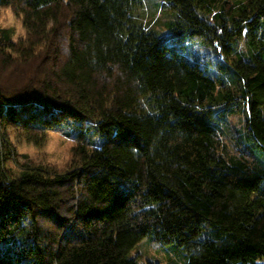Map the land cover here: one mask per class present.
Listing matches in <instances>:
<instances>
[{
  "label": "trees",
  "instance_id": "trees-1",
  "mask_svg": "<svg viewBox=\"0 0 264 264\" xmlns=\"http://www.w3.org/2000/svg\"><path fill=\"white\" fill-rule=\"evenodd\" d=\"M162 1L168 33L143 0H0L27 31L0 30V264H137L145 237L264 264V0ZM63 124L66 168L17 161L10 129Z\"/></svg>",
  "mask_w": 264,
  "mask_h": 264
},
{
  "label": "rangeland",
  "instance_id": "rangeland-1",
  "mask_svg": "<svg viewBox=\"0 0 264 264\" xmlns=\"http://www.w3.org/2000/svg\"><path fill=\"white\" fill-rule=\"evenodd\" d=\"M162 0H143L142 7L138 10L140 21L143 25L151 26L162 33H168L166 22L174 18L172 11L163 10ZM8 29L11 40L18 43L26 38V28L20 15H17L10 7L0 8V30ZM185 54L193 53L202 57H209L212 61H217L220 55H217L210 46L196 38L188 40L185 43ZM240 45H244L241 41ZM241 46V48H243ZM3 45L0 43V48ZM22 69V68H19ZM236 122L237 119L232 120ZM65 124L60 127L48 129L40 143L29 142L20 134V131L10 129L8 136L15 152L17 161L45 163L56 166L59 169L66 168L71 161V149L75 141L66 133ZM16 167V163H11ZM187 251L184 249H175L168 243H158L150 240L148 237L142 239L133 247L130 252L135 256L137 264H184L187 258Z\"/></svg>",
  "mask_w": 264,
  "mask_h": 264
}]
</instances>
